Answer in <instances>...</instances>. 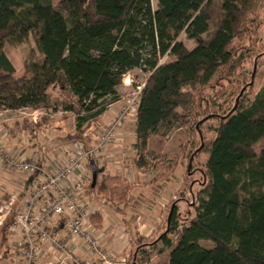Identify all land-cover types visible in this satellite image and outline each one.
Returning <instances> with one entry per match:
<instances>
[{
    "label": "trees",
    "instance_id": "1",
    "mask_svg": "<svg viewBox=\"0 0 264 264\" xmlns=\"http://www.w3.org/2000/svg\"><path fill=\"white\" fill-rule=\"evenodd\" d=\"M253 1L158 0L153 11L151 0H0V111H52L60 106L52 95L59 90L58 98L66 101L64 112L76 121L66 142L91 148L95 143L85 137L87 130L121 101L118 88L139 69L149 78L135 117L136 166L152 170L162 158L150 148L153 137L187 128L199 114L203 118L193 124L199 146L189 132L182 152L163 175L185 162L190 189L192 165L204 144L201 128L206 122L216 124L195 216L184 225L176 201L164 233L131 239L128 264H151L167 251V264H264V149L254 150L264 139V86L253 98L247 93L249 85L244 86L225 113L221 106L217 114H192L188 108L191 91L209 88L221 70L238 68L243 55L238 57L232 46L254 20ZM182 33L196 42L194 49L178 41ZM31 34L37 52L27 58L25 75L17 77L5 48ZM168 56L174 60L161 63ZM51 121L43 116L40 126ZM91 161L98 178L88 190L118 192L121 180L100 181L99 163ZM11 222L0 228L6 235ZM1 248L0 264H17L10 249Z\"/></svg>",
    "mask_w": 264,
    "mask_h": 264
},
{
    "label": "crops",
    "instance_id": "2",
    "mask_svg": "<svg viewBox=\"0 0 264 264\" xmlns=\"http://www.w3.org/2000/svg\"><path fill=\"white\" fill-rule=\"evenodd\" d=\"M122 104L121 101L117 102ZM117 103L111 105L100 118L103 121L113 119L120 110L121 105L114 107ZM43 110L23 109L19 111H0V146L12 157H16L13 149L16 143L20 145L26 144L29 146L43 149L50 148L59 150L63 142L61 137L56 134V130L51 127L40 126ZM18 113H20L18 115ZM111 113V114H109ZM24 114V115H23ZM22 115V116H21ZM28 116V117H23ZM135 117L136 114L128 118L133 119L132 125L127 124L119 129L118 136L110 145L109 158L98 157L94 161L99 163L98 168L102 171L99 175V180L102 181L105 177H117L121 180L118 192L113 195L111 192H99L98 190L90 191L87 194L88 208V229L98 240L101 251L110 254L113 259L112 264H122L123 260H127L129 253L132 251L131 239H136L138 236L145 238H155L165 232L169 211L171 205L176 201L178 203L185 202L183 194L186 196L191 192L188 186L185 165L180 164L171 175L163 177L169 162L159 158L154 162V168L138 169L136 166V151L134 144L136 139L135 134ZM131 127L132 133L131 147H127L123 141H127V129ZM124 133H123V132ZM121 132L123 134H121ZM126 137V138H124ZM61 139V141H60ZM152 141L150 148L152 149ZM36 142H38L36 144ZM160 142V141H159ZM160 144V143H159ZM157 151H160L162 157V146H159ZM124 145V146H123ZM23 149H19L22 152ZM24 153V151L22 152ZM130 156L131 160L127 159ZM14 157V158H15ZM27 161H35L43 164L41 156L30 153L26 156ZM17 158V157H16ZM15 158V159H16ZM68 156L60 155L56 159L46 164L44 167H56L67 162ZM17 160V159H16ZM161 160V161H160ZM92 161H88L86 168L92 174ZM179 168L183 169L180 177L176 178L175 174ZM101 173V172H99ZM175 179L176 188L171 192L167 190V183H173ZM33 177L28 174L18 173L8 168L3 159H0V204H5L10 199H15L16 203L14 210L23 212L26 209V203L33 190ZM124 194H126L124 198ZM49 197H44L36 208V212L41 210L46 204ZM157 199V200H155ZM126 200V201H125ZM167 218L165 220V216ZM61 218L54 217L52 220L53 226L62 236L68 241L69 248L77 257L83 260H88L91 264H103L96 255L88 248V245L83 238L72 239L67 235L65 227L61 225ZM94 220V221H92ZM10 228V225H9ZM0 230V257L4 256V251L1 246L6 247L10 251V256L15 258V242L18 239L16 236H11L9 229L7 235ZM41 251V263L49 264L53 259V252L47 245H43ZM165 254V253H164ZM169 254V252H167ZM161 256V255H160ZM156 256L152 259L151 264L160 257ZM2 263V262H1Z\"/></svg>",
    "mask_w": 264,
    "mask_h": 264
},
{
    "label": "rangeland",
    "instance_id": "3",
    "mask_svg": "<svg viewBox=\"0 0 264 264\" xmlns=\"http://www.w3.org/2000/svg\"><path fill=\"white\" fill-rule=\"evenodd\" d=\"M151 6L153 11L158 10V0H151ZM251 17H253V22L248 23L245 27V32L242 33L241 37L234 41L233 43V51L235 53H238L237 56L239 57L240 54L243 55V58H240L238 62V68L236 70H227L226 72H223L222 70L220 73H218L213 81L211 82V85L209 88L205 87H197L195 90L191 91L192 104L188 107L193 113H218V107L221 106V108L224 110L225 113L229 111L233 106L235 105V101L238 98L239 91L244 87L249 85V90L247 93H249L250 98H253V95L257 93L263 86H264V0H254L253 1V12ZM178 41L182 42L185 47L192 50L196 47V42L193 40H190L188 36L185 33H182L180 37L178 38ZM35 51L37 52L36 43H35V35L31 34L26 40H24L22 43H8L5 48V52L14 65L16 69V76L22 77L25 75L24 71V64L27 60V58L30 56V54ZM174 60L173 57L168 56L164 57L161 60V63L166 64L170 63ZM256 70H255V64ZM254 73V78H252V74ZM133 77L136 81V84H132L129 81V78ZM149 78L148 73H144L139 69L131 71L124 79L122 85L118 88V93L121 97V103L122 104H116L114 107H118L121 105L120 108H122L123 105H133L137 104L140 100V96L143 90L144 85L146 84L147 80ZM252 85V86H250ZM138 87H140L138 89ZM59 90H55L52 92V95L57 102V105H60L59 107L56 106L55 109L52 111L46 112L45 110L41 111L43 116H49L51 117V123L48 125V127L54 128L56 131V134H58L63 142L61 147H58L59 150H51L50 148L46 149V151H42L43 149L39 148V146L28 148L29 146H26V144L20 145L19 143H16V146L14 145L13 149L15 151V154H17V160L18 162H24L26 160V156L30 153H36L41 156L42 165L47 166L46 164L53 162L56 157H60V155L69 156L72 150V143L66 142L68 141V138L71 134L75 131V116L71 114H67L63 110V103L66 102L64 99H59ZM208 106L210 108H208ZM111 110V109H109ZM183 112V111H182ZM20 113H18L19 115ZM111 114V113H109ZM24 115V114H23ZM22 116V115H21ZM42 116V117H43ZM28 117V116H23ZM203 118V117H202ZM200 115H193L192 116V123L187 128L183 127H176L175 129L171 130L166 136H156L153 137L152 141V149L156 150L159 146H162V151L164 154H162L163 160H166V163L168 161L172 160L176 155L178 156L182 150H183V144L184 140L188 139V133L190 132L193 136V143H195V146H199V136L197 133H195V129L193 124L200 121L202 119ZM115 117L111 119H107L106 121H103L101 118L98 122L91 125L89 129L87 130V133L85 134V137L87 139H91L93 143H96L101 133L106 129V127L113 122ZM134 118L130 119L127 118L126 122L129 125H132L134 122ZM212 122H206L201 130L203 135V148L201 152L196 157L195 162L192 165V169L195 170L193 175H191L193 180V183L191 184V192H188L189 194L184 197L185 202L178 203V207L180 208V211L182 213V223L186 225L188 221L195 216L196 208L199 206V193L203 191L204 189V169L205 164L207 162L208 158V152L210 149V146L215 139L216 135L213 132V127H215V123ZM193 126V127H192ZM212 126V127H211ZM86 127V126H85ZM131 127L128 126L127 129V141H123L127 147H131V137L132 133L130 132ZM123 132V131H122ZM121 132V134H123ZM191 136V137H192ZM67 138V139H66ZM60 139V141H61ZM78 140V139H76ZM75 139H72V141H76ZM79 141H84L85 138L79 139ZM160 141V142H159ZM38 142H36L37 144ZM124 146V145H123ZM19 149H23L22 152H19ZM264 149V139L261 140L255 147L254 150L259 153L261 150ZM157 151V150H156ZM161 155V154H160ZM131 160L130 156L127 158ZM161 159V158H160ZM183 165H185V171L187 173V166L184 162ZM88 169V168H87ZM199 169V170H198ZM89 170V169H88ZM202 171V172H201ZM89 172V171H88ZM183 172L182 168H179L176 172V178L180 177L181 173ZM92 177V174H91ZM172 178L173 183L170 185L167 183V190L168 192H171L176 188L175 179ZM92 180H90L91 182ZM189 186V184H188ZM88 192V188H87ZM85 197V203L87 204V194L84 195ZM197 197V198H196ZM203 197V196H201ZM157 200V199H155ZM172 206V205H171ZM169 217V216H168ZM165 220L167 218V215L164 217ZM174 238V237H172ZM207 246V244H205ZM168 252V251H167ZM162 254L154 264H167L169 254ZM2 264H9L8 261H2ZM17 264L19 262L17 261Z\"/></svg>",
    "mask_w": 264,
    "mask_h": 264
},
{
    "label": "built area",
    "instance_id": "4",
    "mask_svg": "<svg viewBox=\"0 0 264 264\" xmlns=\"http://www.w3.org/2000/svg\"><path fill=\"white\" fill-rule=\"evenodd\" d=\"M128 82L136 84L133 77ZM138 104L123 105L95 145L86 148L82 143H74L67 162L56 167H44L35 161L18 162L0 146V159L5 161L8 168L33 177V190L23 212L14 210L15 199L0 204V228L12 219L9 232L11 236L18 237L14 255L19 264H40L43 245L53 252L49 264H91L77 257L69 248L66 238L53 226L54 217L63 219L60 224L65 227L70 238H83L103 264H112L113 257L101 251L98 240L88 229L89 215L84 195L92 177L86 164L98 157L109 158L111 143L126 119L137 113ZM44 197H49L48 201L36 212ZM122 264H127V260H123Z\"/></svg>",
    "mask_w": 264,
    "mask_h": 264
},
{
    "label": "water",
    "instance_id": "5",
    "mask_svg": "<svg viewBox=\"0 0 264 264\" xmlns=\"http://www.w3.org/2000/svg\"><path fill=\"white\" fill-rule=\"evenodd\" d=\"M91 169H92V185L91 186L92 188H94L97 183L98 174H97V171L94 165H91Z\"/></svg>",
    "mask_w": 264,
    "mask_h": 264
}]
</instances>
